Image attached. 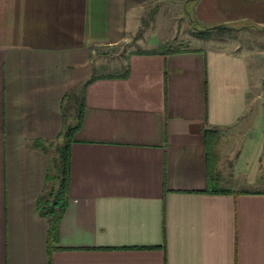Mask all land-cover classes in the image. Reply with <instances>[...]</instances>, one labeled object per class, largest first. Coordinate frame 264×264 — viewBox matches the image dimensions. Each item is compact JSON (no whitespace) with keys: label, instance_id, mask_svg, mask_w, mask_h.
Returning a JSON list of instances; mask_svg holds the SVG:
<instances>
[{"label":"crops","instance_id":"obj_1","mask_svg":"<svg viewBox=\"0 0 264 264\" xmlns=\"http://www.w3.org/2000/svg\"><path fill=\"white\" fill-rule=\"evenodd\" d=\"M137 1L0 0V264H264V0H179L234 36L168 52L159 35L95 74ZM72 93L54 241L42 198Z\"/></svg>","mask_w":264,"mask_h":264},{"label":"rangeland","instance_id":"obj_2","mask_svg":"<svg viewBox=\"0 0 264 264\" xmlns=\"http://www.w3.org/2000/svg\"><path fill=\"white\" fill-rule=\"evenodd\" d=\"M184 4H186L189 10L192 8L193 2L187 1V3H183L179 0L137 1L136 6L138 7L139 13L141 12L140 16L142 17L140 29L135 31L133 35H129V43L127 45L124 44L114 49H101L97 51L95 54V67L100 65L101 70H95V74L104 75L117 72L118 67L113 66L114 63H117L121 57L126 56L130 52L142 50V48L145 47L144 44H149L148 40L153 41V39H158L159 35L160 37H167L164 47L168 52L179 51L182 50L181 48L189 50L192 48L195 49L205 44L207 39L216 38V35L212 36L213 34L211 32H203V28L196 26L192 23V19L187 16L184 15L183 18H180L184 11ZM227 29L231 31H219V34L226 39L234 36L232 32L235 30L229 26H227ZM167 32L168 35H166ZM155 41L153 42L154 45H156ZM262 92L264 94V88ZM260 101L259 108L262 110L264 109V95H262ZM70 104H67V106ZM259 112L261 111L259 110ZM212 140L211 138L210 142ZM56 148L57 144L52 147L51 151L53 163L56 162L58 158ZM213 163H215V161ZM222 165L223 163L217 165V169L221 171ZM219 170H217V175L220 173Z\"/></svg>","mask_w":264,"mask_h":264},{"label":"trees","instance_id":"obj_3","mask_svg":"<svg viewBox=\"0 0 264 264\" xmlns=\"http://www.w3.org/2000/svg\"><path fill=\"white\" fill-rule=\"evenodd\" d=\"M196 26L203 28V32H211L217 38L222 39L223 36L219 31L227 30L226 25H218L214 27L201 26L196 21H192ZM72 100V102H71ZM71 103V104H70ZM66 104H70L67 106ZM65 110L67 117L71 118V122L65 127L61 145L56 148L57 161L51 163V174L49 176V188L43 196L44 207L42 214L49 218L51 224V239L56 241L58 237V227L60 219L63 216L68 203V188L70 178V146L74 133L79 130L83 121V106L81 100L73 93L67 97ZM37 147H43L41 143L36 144ZM54 171V174H53Z\"/></svg>","mask_w":264,"mask_h":264}]
</instances>
